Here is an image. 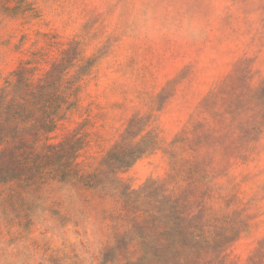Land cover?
Instances as JSON below:
<instances>
[{
    "label": "rangeland",
    "instance_id": "374dc122",
    "mask_svg": "<svg viewBox=\"0 0 264 264\" xmlns=\"http://www.w3.org/2000/svg\"><path fill=\"white\" fill-rule=\"evenodd\" d=\"M0 264H264V0H0Z\"/></svg>",
    "mask_w": 264,
    "mask_h": 264
}]
</instances>
